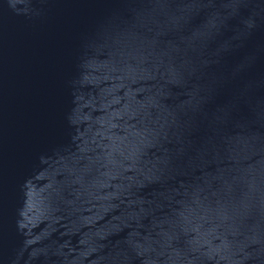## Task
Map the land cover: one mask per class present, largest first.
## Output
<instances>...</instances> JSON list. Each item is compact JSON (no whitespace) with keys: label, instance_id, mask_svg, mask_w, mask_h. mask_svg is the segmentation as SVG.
I'll return each mask as SVG.
<instances>
[{"label":"water","instance_id":"95a60500","mask_svg":"<svg viewBox=\"0 0 264 264\" xmlns=\"http://www.w3.org/2000/svg\"><path fill=\"white\" fill-rule=\"evenodd\" d=\"M0 264H264V0H0Z\"/></svg>","mask_w":264,"mask_h":264}]
</instances>
